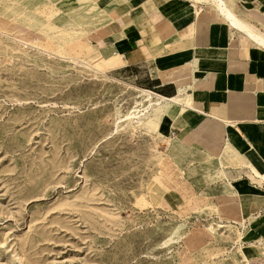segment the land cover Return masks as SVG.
Returning a JSON list of instances; mask_svg holds the SVG:
<instances>
[{"label":"rangeland","instance_id":"1","mask_svg":"<svg viewBox=\"0 0 264 264\" xmlns=\"http://www.w3.org/2000/svg\"><path fill=\"white\" fill-rule=\"evenodd\" d=\"M109 7L0 0V264H264L171 161L152 73L93 58Z\"/></svg>","mask_w":264,"mask_h":264},{"label":"crops","instance_id":"2","mask_svg":"<svg viewBox=\"0 0 264 264\" xmlns=\"http://www.w3.org/2000/svg\"><path fill=\"white\" fill-rule=\"evenodd\" d=\"M109 2L90 35L93 58L111 70L147 68L155 99L181 101L161 123L171 161L212 216L245 230L250 254L264 257V47L222 11L264 38V0Z\"/></svg>","mask_w":264,"mask_h":264},{"label":"bare ground","instance_id":"3","mask_svg":"<svg viewBox=\"0 0 264 264\" xmlns=\"http://www.w3.org/2000/svg\"><path fill=\"white\" fill-rule=\"evenodd\" d=\"M225 14H226V16H227V18L229 19H231V21H232V23L235 25V26H237L238 28H240V29H242V31H244V32H246V33H248L251 37H253L262 47H264V38H262L261 36H254L252 33H251V28L250 27H248V26H241V25H239L240 23L235 19V17L231 14V12L230 11H224V10H222ZM144 93L146 94V98H147V100H148V107L146 108V109H144L145 111H147V110H149V108H151V107H153V106H161L162 105V103H161V100H156V101H153V99H154V97H155V95L152 93V92H150V91H144ZM159 99V98H158ZM165 100V99H164ZM167 102L171 105V104H173V105H178V104H181V101L179 100V99H177V98H174V99H170V100H167ZM139 113H141V111L139 112ZM135 115V114H134ZM143 115V114H142ZM141 115V116H142ZM131 116V115H130ZM141 116H138V115H136L134 118L135 119H140V117ZM128 118V117H127ZM131 118V117H130ZM133 118V117H132ZM126 119V118H125ZM260 178H262L263 180H264V176H259Z\"/></svg>","mask_w":264,"mask_h":264},{"label":"built area","instance_id":"4","mask_svg":"<svg viewBox=\"0 0 264 264\" xmlns=\"http://www.w3.org/2000/svg\"><path fill=\"white\" fill-rule=\"evenodd\" d=\"M174 135H175V134L173 133V134H172V137H174Z\"/></svg>","mask_w":264,"mask_h":264}]
</instances>
